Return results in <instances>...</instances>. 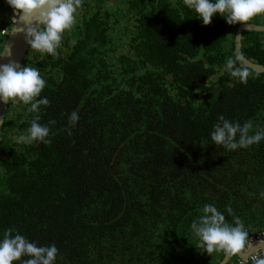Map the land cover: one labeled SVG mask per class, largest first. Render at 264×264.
Returning a JSON list of instances; mask_svg holds the SVG:
<instances>
[{"label": "trees", "instance_id": "1", "mask_svg": "<svg viewBox=\"0 0 264 264\" xmlns=\"http://www.w3.org/2000/svg\"><path fill=\"white\" fill-rule=\"evenodd\" d=\"M93 1L58 58L29 49L23 61L46 82L39 122L56 123L50 145L18 144L37 113L9 107L0 239L11 229L55 245L56 264H219L224 253H202L191 224L211 204L228 224L264 229V140L229 151L210 134L221 115L264 132V73L244 65L243 84L226 71L239 24L218 14L204 26L183 0ZM242 52L264 64V31H244Z\"/></svg>", "mask_w": 264, "mask_h": 264}, {"label": "clouds", "instance_id": "2", "mask_svg": "<svg viewBox=\"0 0 264 264\" xmlns=\"http://www.w3.org/2000/svg\"><path fill=\"white\" fill-rule=\"evenodd\" d=\"M13 9V22H19L21 27H14L12 33L23 34L25 43L31 50L58 58V48L61 46L63 34L75 24L77 9L82 0H6ZM183 4L196 13V19L204 26L211 24L217 14L225 19L228 25H246L255 16L264 14V0H183ZM11 28V27H10ZM11 56V48L6 46L0 57ZM226 71L240 83L246 84L249 70L240 57L229 59L225 64ZM45 80L34 67L20 65L13 60L0 64V102L5 104L23 103L30 113H37L25 134L17 137L18 144L33 143L51 144L50 132L55 121L41 124V106L47 107L50 101L47 97L40 98L45 88ZM79 120L78 113L73 111L68 117L72 134ZM2 123V121H0ZM252 123L241 125L232 122L223 115L213 126L211 140L217 147L222 146L232 151L248 148L264 140V132L256 131L250 134ZM199 221H193L191 229L198 238V246L202 253L209 256L213 252H222L227 257L243 256L248 250L249 233L237 218L234 225L228 224L225 216L211 204H205ZM253 230V229H252ZM259 246H264V241ZM58 249L55 245L38 246L21 234H13L11 229L5 230L0 239V264H56ZM254 264H264V256H253Z\"/></svg>", "mask_w": 264, "mask_h": 264}, {"label": "water", "instance_id": "3", "mask_svg": "<svg viewBox=\"0 0 264 264\" xmlns=\"http://www.w3.org/2000/svg\"><path fill=\"white\" fill-rule=\"evenodd\" d=\"M14 27H17V28L21 27V24L19 22H17L15 25L12 24L10 31L6 37V40L3 44V47L1 49V52H3L6 46L10 47L11 56L10 57L8 56L0 57V64H7L9 60H13L16 63L22 65L30 49L29 45L25 43L23 34L12 33ZM246 30L264 31V23L248 22L246 25L239 24L235 32V41H234L235 55L237 57L238 56L240 57V60L243 62L245 66L250 67L251 69H253L254 71L258 73H264V64L252 61L249 57H247L242 52V37H243V32ZM8 107H9V104L0 102V121H2V123H0V140L3 134V129H4ZM259 245L260 244L251 246L247 250V252L243 254V256L238 255V257L239 258L248 257L258 247L264 248V246H259ZM230 259L231 257H227L224 255V257L222 258L219 264H228Z\"/></svg>", "mask_w": 264, "mask_h": 264}, {"label": "built area", "instance_id": "4", "mask_svg": "<svg viewBox=\"0 0 264 264\" xmlns=\"http://www.w3.org/2000/svg\"><path fill=\"white\" fill-rule=\"evenodd\" d=\"M89 0H82V5L80 8L77 9V12L75 14L76 19L75 22L78 20V15L80 13V9L85 7L86 4L88 3ZM3 3L5 5V7L11 11V13H13V9L7 4L6 0H3ZM14 15V13H13ZM9 23H7L5 26H3V28L1 29V35L3 36H7L9 31H10V27H11V22H13V17L9 18ZM246 232L249 233V246L248 249L253 246V245H257L260 244L261 241H264V229H260V230H252V229H247ZM264 256V248L263 247H258L255 251H253L248 257L245 258H239L238 259V264H254V260H253V256Z\"/></svg>", "mask_w": 264, "mask_h": 264}, {"label": "rangeland", "instance_id": "5", "mask_svg": "<svg viewBox=\"0 0 264 264\" xmlns=\"http://www.w3.org/2000/svg\"><path fill=\"white\" fill-rule=\"evenodd\" d=\"M98 1V0H97ZM96 4V2H94L93 0H89L88 1V3L86 4L87 6H92V4ZM105 3H107L108 4V6L109 7H111L112 9H114V10H117L118 9V6H121L123 3H122V1H120V0H106L105 1ZM94 6V5H93ZM107 6V5H106ZM83 9H85V7H83V8H81L80 10L82 11ZM7 12V9L5 10V12L3 13V14H1L0 15V23L2 22V25L5 23L4 21H3V17H4V15H5V13ZM88 12V11H87ZM87 12H83V15H86L87 14ZM115 12V11H114ZM117 14V13H116ZM79 16L80 15H78V19H79ZM9 17L10 18H12L13 17V13H11V11H9ZM12 23V22H11ZM69 32V31H68ZM67 32V33H68ZM118 42H119V44L120 45H122V46H124L125 45V42H124V40H118ZM1 45H2V42H0V47H1ZM126 48V47H125ZM214 94V93H213ZM19 107V109H21L22 111L23 110H27V108L28 107H30V106H26V105H24L23 103H19V104H12V103H10L9 104V107H11V109L13 108V107ZM9 107H8V110H9ZM8 110H7V113H8ZM5 125H6V120H5Z\"/></svg>", "mask_w": 264, "mask_h": 264}, {"label": "crops", "instance_id": "6", "mask_svg": "<svg viewBox=\"0 0 264 264\" xmlns=\"http://www.w3.org/2000/svg\"><path fill=\"white\" fill-rule=\"evenodd\" d=\"M9 18H10V17H9V10H7V12L5 13V15H4V17H3V20H6V22L9 23V21H8ZM7 23H5V24H7Z\"/></svg>", "mask_w": 264, "mask_h": 264}, {"label": "flooded vegetation", "instance_id": "7", "mask_svg": "<svg viewBox=\"0 0 264 264\" xmlns=\"http://www.w3.org/2000/svg\"><path fill=\"white\" fill-rule=\"evenodd\" d=\"M257 23H260V22H257Z\"/></svg>", "mask_w": 264, "mask_h": 264}]
</instances>
